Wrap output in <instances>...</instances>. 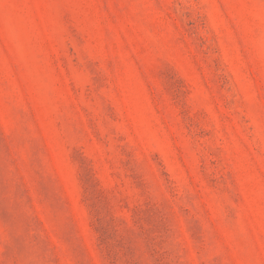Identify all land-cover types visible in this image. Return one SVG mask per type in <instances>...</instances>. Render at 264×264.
Returning <instances> with one entry per match:
<instances>
[{"label": "rangeland", "instance_id": "374dc122", "mask_svg": "<svg viewBox=\"0 0 264 264\" xmlns=\"http://www.w3.org/2000/svg\"><path fill=\"white\" fill-rule=\"evenodd\" d=\"M0 264H264V0H0Z\"/></svg>", "mask_w": 264, "mask_h": 264}]
</instances>
